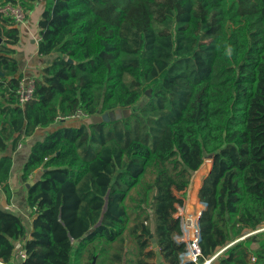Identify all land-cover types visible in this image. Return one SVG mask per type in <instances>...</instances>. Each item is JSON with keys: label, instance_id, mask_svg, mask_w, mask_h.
I'll return each mask as SVG.
<instances>
[{"label": "trees", "instance_id": "16d2710c", "mask_svg": "<svg viewBox=\"0 0 264 264\" xmlns=\"http://www.w3.org/2000/svg\"><path fill=\"white\" fill-rule=\"evenodd\" d=\"M38 1L0 5L27 17ZM39 27L38 54L53 57L22 105L19 27L0 13L8 203L9 142L62 123L21 171L24 182L42 172L27 187L31 229L0 206V259L17 263L24 250L22 264H197L182 258L176 214L214 154L198 193L202 255L237 240L209 264H264V230L239 239L264 225V0H45ZM79 110L86 117L58 119ZM111 111L120 115L92 121Z\"/></svg>", "mask_w": 264, "mask_h": 264}, {"label": "crops", "instance_id": "0c3cea01", "mask_svg": "<svg viewBox=\"0 0 264 264\" xmlns=\"http://www.w3.org/2000/svg\"><path fill=\"white\" fill-rule=\"evenodd\" d=\"M44 1L45 0H39L38 2H36L34 8L28 12V16L24 24H17V26L19 27V41L15 46V57L18 61L19 73L23 75V78L38 76L43 66L48 64L53 57L40 56L38 54V42L40 39L39 21L41 18ZM3 41L4 37H2V42ZM61 124L62 123H58L49 127H38L32 135L23 137V140L18 144L16 149H13L12 143L9 142L8 147L4 153V155H11L13 158V167L10 177L12 198L10 203H8L6 201V196L0 187V206L6 210L22 214L23 218L26 219L28 226H30V221L28 216V209L26 207L27 183L34 182L41 176L42 172L40 169L36 170L31 176L30 181L24 182L21 178V171L24 163L31 153L32 146L36 143V141L44 140L49 133L53 132ZM1 155L2 154L0 153V156ZM211 166L209 170L211 169ZM202 181H199L197 186V199H199L198 193L202 185ZM202 205L204 207L206 206L205 203H202Z\"/></svg>", "mask_w": 264, "mask_h": 264}, {"label": "built area", "instance_id": "2783aa9c", "mask_svg": "<svg viewBox=\"0 0 264 264\" xmlns=\"http://www.w3.org/2000/svg\"><path fill=\"white\" fill-rule=\"evenodd\" d=\"M0 13L4 16L11 17L17 24H24L26 22V11L24 10L23 6L19 3L14 4L10 2H6L0 5ZM35 88V77H25L21 80L19 88L17 90L18 100L23 105L28 102L34 93ZM84 118L86 115L81 111H77L76 114L67 117H60L61 119H68V118ZM199 201V199H197ZM200 202V201H199ZM201 203V202H200ZM201 208H199L197 213L189 211V208L186 207L184 204L179 206L178 212L176 216L180 219L181 227H182V235L179 237L180 241H184L187 244L186 251L182 254V258L189 261H194L197 264H209L212 260H214L220 253H222L228 246L233 244L236 241L229 243L227 246L222 247L218 250V252L211 257L204 258L200 248V239H201V230L199 224V217L205 208L201 203ZM264 230V225L259 227L254 231H250L244 236L239 239H243L246 236L255 233L257 231ZM238 239V240H239ZM26 258V252L24 250H20L19 252V261L17 263L13 262H5L0 259V264H22L23 260ZM253 261L255 257H252Z\"/></svg>", "mask_w": 264, "mask_h": 264}, {"label": "rangeland", "instance_id": "374dc122", "mask_svg": "<svg viewBox=\"0 0 264 264\" xmlns=\"http://www.w3.org/2000/svg\"><path fill=\"white\" fill-rule=\"evenodd\" d=\"M146 99L144 98L142 101H140V103L137 105V107H141L144 103H145ZM117 114L120 115V112L117 111ZM212 162L213 160L211 158H206L204 160V163L203 165L201 166V168H204V172L198 176V172L200 171V169L195 172L194 174V177H193V182L191 183L189 189H188V192H187V196L185 198V202H184V206H185V209L186 207L189 208V211H192L194 213H197L199 208H201V203L197 200L196 198V190H197V186H198V183L199 181H202L206 174L209 173V168L210 166L212 165ZM200 177V178H199ZM197 178H199V181H196Z\"/></svg>", "mask_w": 264, "mask_h": 264}, {"label": "water", "instance_id": "95a60500", "mask_svg": "<svg viewBox=\"0 0 264 264\" xmlns=\"http://www.w3.org/2000/svg\"><path fill=\"white\" fill-rule=\"evenodd\" d=\"M0 42H2V37H1V36H0ZM69 61L72 62L71 59H69ZM0 74H3V72L0 71ZM150 93H151V90H147V91H146V94H147V95H150ZM129 113H130V109H124V110H123V114H124V116L129 115ZM117 116H119V115L117 114V112H115V111H111L110 113H105V114H103V115H93V116H92V121L95 122V123L102 122V121H104V120H105V121H109L110 118L114 120V119H116ZM206 158H211V159L213 160V158H214V154H209ZM33 183H34V182H29V183H27V187H29V186L32 185ZM152 241H153V247H156V246H157V243H156V239H155L154 237L152 238ZM91 264H96V258L93 259V261L91 262Z\"/></svg>", "mask_w": 264, "mask_h": 264}]
</instances>
